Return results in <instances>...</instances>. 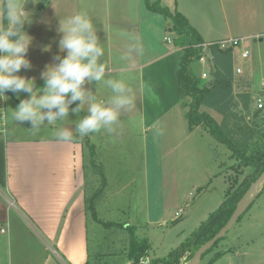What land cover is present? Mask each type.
Wrapping results in <instances>:
<instances>
[{
  "label": "crops",
  "instance_id": "1",
  "mask_svg": "<svg viewBox=\"0 0 264 264\" xmlns=\"http://www.w3.org/2000/svg\"><path fill=\"white\" fill-rule=\"evenodd\" d=\"M159 1L171 12L181 13L200 35L202 44L241 37L249 55L242 59L237 48L231 49L233 76H238L235 84H241L249 92L254 91V94L259 91L264 77V62L259 58L254 63L255 59L245 42L247 38H253L254 43L264 41V0ZM136 3L139 4L137 10L140 14L134 40L133 34L131 39L129 35L126 39H119L121 45L112 47L118 57H111L112 52L106 48L98 61L106 66L105 81L119 79L125 82L131 88L129 95L133 101L130 106L120 110L118 121L112 125L113 131L102 129L87 136L101 154L98 161L106 179L114 161V170L122 169L120 166L123 163L124 170L125 167L129 169L125 173L131 175L133 180L140 172L147 181L148 150H171L174 161L179 155L177 149L179 143L184 142V135L191 136L195 130L188 129L187 121L184 125L185 112L179 104L175 76L183 48L190 44L191 38L172 31L171 21L145 8V0H136ZM45 16L46 12L42 10L36 22L41 23ZM126 27L133 32V24ZM94 29L101 42L103 34L100 26L94 25ZM55 35L62 38L59 30ZM116 36L123 35L117 33ZM131 43L134 48L132 51ZM127 45L130 51L126 54H131L133 59L131 64L125 54ZM205 50L210 55L208 47ZM61 51L62 59L67 52ZM38 60L35 69L46 70L48 66L59 64L42 57L41 50ZM239 60L244 62L239 64ZM211 65L210 60L206 65L202 64L206 69L201 73L204 71L209 74ZM236 67L241 68L240 74L235 72ZM255 70L260 73L257 82L253 77ZM209 79L207 77L204 80ZM83 87L97 101H107L111 96V90L104 81H86ZM20 101L19 93H12L7 99L4 97L6 119L4 131L0 133V264H84L91 258L87 244L85 197L88 193L84 144L77 137L73 122L63 120L54 123V126L45 122L32 127L28 121H16L14 110ZM202 107L207 109L206 106ZM213 112L216 114L208 113L218 122L221 114L215 110ZM77 115L79 117L80 114ZM58 125L60 128L73 125L74 132L70 141L57 139ZM184 127H187V131ZM122 150L129 152L130 166H125V160L122 161ZM227 156L228 159L232 158L231 151ZM223 164V160L218 161L217 166L221 170L215 172L214 177L221 174L226 184L223 190L225 198L228 182ZM257 227V223L256 226L251 223L242 228L258 231ZM241 235V230L234 233L231 239L225 235L217 243L219 247L216 248V245L213 253L205 260L202 257L198 264H264V235L263 238L258 235L259 243L246 235V240L239 241ZM235 241L238 243H233ZM251 247L255 250H251ZM219 251L225 252L212 258ZM153 257L156 256L151 254Z\"/></svg>",
  "mask_w": 264,
  "mask_h": 264
},
{
  "label": "rangeland",
  "instance_id": "2",
  "mask_svg": "<svg viewBox=\"0 0 264 264\" xmlns=\"http://www.w3.org/2000/svg\"><path fill=\"white\" fill-rule=\"evenodd\" d=\"M120 1L121 2H119V0H32L31 8L24 11L28 21L31 22L25 25V31L32 37V43L27 53V58L30 60L31 67L29 69H21L19 75L34 79L37 89L44 86L45 81L42 80L41 74L46 70L39 68L35 69V64L39 61V51L41 50L42 57L45 56L53 63H59L61 59L60 54L62 52L61 49H59L61 48V37L55 35V33L59 30L60 22L78 13L86 14L93 25L98 24L100 26L102 31L101 35L103 34L101 42L99 40L100 45L103 47L104 51L108 48L112 52L111 57L114 55L118 57V55L115 54L116 51L114 48L119 47L121 45L119 39L123 37L126 39L128 37L127 35H129L131 39V35L133 34L132 39L134 40L136 34L134 30L136 28L138 14H140L137 10L139 4L136 3V0ZM24 2L25 0H18L22 8ZM5 3L6 0H0V10L3 9ZM145 8H147V6ZM42 10L46 12V16L41 23L38 24L36 20ZM132 24L133 32L129 31L127 27L125 28V26ZM117 33L123 36L118 37L116 36ZM55 42L56 45H54ZM245 43L250 49L253 59H255L254 63L261 58L264 62V41L254 43L253 38H247ZM113 46L114 48H112ZM130 48L131 51L132 49L134 50L132 43ZM129 51L127 45L125 54L129 53ZM62 55L64 56V54ZM126 55L128 56L129 64H131L133 62L131 54ZM207 62H209V60ZM237 62L242 64L244 61L239 60ZM251 65L252 61L250 63V66ZM205 69L206 67L197 62L192 64V70L197 75ZM39 76L40 78L37 79ZM259 76L260 73L258 70H255L253 77L256 82ZM236 77L238 78V76H234L233 97L241 93L240 91L246 90L241 84L236 86ZM10 94H12V92L5 93L6 99ZM29 95L30 94L27 93H19L21 100L28 98ZM110 95H112L111 91ZM250 95H254V91H252V93L250 92ZM234 98L236 99V97ZM186 100L187 98H185V101ZM79 103V101L74 102L70 105V109L75 108ZM240 106L241 102H238L237 108L235 107L234 111H238ZM249 106L247 110H242V112L244 113L245 123L252 125L253 121L258 120V118L256 116L253 117L254 109L252 103H250ZM186 108L183 107L182 110L185 112ZM201 110L212 112L214 115L216 114L208 107L205 109L201 106ZM79 114L78 117L77 114L70 111L69 118L64 120L65 122H73V125L78 124L79 119L87 114V107ZM183 121L185 125L186 120L184 119ZM221 121L222 116H220L218 122L220 123ZM30 123L31 122L28 121V124ZM259 123L258 127L262 129L264 127V120ZM59 129L60 126L58 125L57 130ZM184 129L187 131V127H184ZM188 129L195 130L191 136L184 135V142L178 145L179 149H177V152H179V155L176 160L174 157V161L172 160L171 150H148L147 181H145L142 176L143 174L141 175L140 172H138L139 174H137L136 178H134L135 180H133L131 175L125 173V171L129 169L125 167L124 170L123 163L122 167L119 165L122 169L119 171L116 169L114 170L113 165L116 164H114L113 161L111 163V169L108 170V185L103 194L95 201L94 213L99 219L132 225L139 238H147L150 249L139 259V263L137 264H141V260L145 261L147 256L151 258V254L156 257L166 256L171 250L185 242L188 237H190V235L219 208L224 200L223 190L226 184L223 182L221 174L214 177L215 172L221 170V168L217 166L218 161H224L222 167L224 174H226L228 186L232 184L235 188L240 181L245 177H250L253 173L252 168H242L238 164L239 162L236 158L228 159L227 155L229 151L227 148L206 133L203 127L195 126L192 128L188 127ZM75 132L77 133V137L79 136L84 144L85 137H81L78 130ZM200 135L202 137H200ZM90 143L92 142L90 141ZM121 154L122 161L125 160V166H130L131 157L129 156V152L122 150ZM84 156L88 193L86 196L88 197L95 188L99 186L101 181L100 174L97 172V167L100 165L98 160H100L101 154L95 149L96 169L90 164L88 146H84ZM263 185L264 184L259 185L257 195L254 198L255 200L251 204V207L248 208V212L246 211L249 215L245 212L246 215L240 217V222H236L228 233L225 234L228 239H231L232 235L239 230L242 231V238L239 241L246 240L245 235L251 239L254 238L253 241L255 243H259L257 242L258 235H261L259 238H263ZM227 195H229V193L226 194L225 197ZM179 210L180 216H175V212ZM87 216V244L89 245L88 251L91 257L96 252H100V250L102 252L108 248L112 250L116 247H121V244L124 246L127 245L125 242L128 240V234L124 229L104 227L94 219L91 211L87 213ZM249 223H255V226L257 223V228H259L260 231L256 229H249L248 231V228H242L243 226H249ZM233 243H238V241ZM98 245L101 247H98ZM218 247L219 245L217 244L216 248ZM54 248L56 247L54 246ZM255 248L251 247L250 249L255 250ZM212 251L213 250L205 254L202 260H205L211 255L213 253ZM88 261L93 263L92 258H89Z\"/></svg>",
  "mask_w": 264,
  "mask_h": 264
},
{
  "label": "trees",
  "instance_id": "3",
  "mask_svg": "<svg viewBox=\"0 0 264 264\" xmlns=\"http://www.w3.org/2000/svg\"><path fill=\"white\" fill-rule=\"evenodd\" d=\"M145 3L150 11L160 13L165 19L171 21L170 29L172 31L191 38L190 44L183 48L175 70L179 104L181 107H187L184 113L187 126L189 128L195 126L203 127L209 135L231 151L232 158H236L242 168L253 169L250 177H245L235 188L232 184L228 186L227 194L229 193V195L224 198L219 208L185 242L171 250L166 256L153 257L147 263L184 264L192 257L195 250L202 243L210 239L225 224L234 209V204L241 198L250 183L264 169V127L262 129L258 127L259 122L263 121L264 117L259 115V111L253 110V117L256 116L258 120H254L252 125L245 123L242 110H247L250 107L249 104L252 103V98L247 89L235 95L234 97L236 99L233 97L234 76L231 48H220L216 44H210L208 46L210 51L208 60L212 62L209 70L210 79L207 81L202 79L200 74L197 75L192 70V64L195 62L198 63L202 50L200 46H197L198 44H202L200 35L181 13L171 12L167 7L162 6L159 0H145ZM31 6L32 0H25L23 10H27ZM2 24L6 25V21L3 19V12ZM185 98H187L186 101ZM238 102H241L240 109L234 111L235 107L237 108ZM201 106H206L217 111L221 114L222 121L220 123L217 122L208 112L201 110ZM84 137V146H88L89 148L90 164L96 169L95 147L90 143L87 136ZM97 172L100 174L101 181L92 194L85 197L86 212L91 211L94 219L106 228L117 227L124 229L128 234V240L125 242L127 243L126 246L121 244V247H116L112 250L108 248L107 250L102 252L100 250V252L93 254L91 257L93 263H91L125 264L126 262H132L137 264L139 263V259L150 248L148 240L146 237L139 238L132 225L121 222L103 221L95 215V201L102 195L107 186V179L101 165H98ZM216 215L218 216L214 218ZM221 239L206 251L204 255L213 250ZM224 252H216L212 258H216ZM91 263L87 260L84 264Z\"/></svg>",
  "mask_w": 264,
  "mask_h": 264
},
{
  "label": "clouds",
  "instance_id": "4",
  "mask_svg": "<svg viewBox=\"0 0 264 264\" xmlns=\"http://www.w3.org/2000/svg\"><path fill=\"white\" fill-rule=\"evenodd\" d=\"M2 12L6 25L0 24V98L6 97V92L30 94L14 110V119L29 121L32 127L45 122L54 124L69 118L70 111L79 114L87 104V114L75 124V131L81 137L102 129L113 131L112 125L118 121L120 110L133 102L129 95L131 88L119 79L105 81L106 66L98 62L104 49L87 15L78 13L60 22V47L67 55L59 64L46 68L41 74L44 86L37 89L34 79L19 75L21 69L31 67L27 53L32 37L25 31V25L31 22L18 0H6ZM86 81H104L112 93L109 100L97 101L83 87ZM148 91L151 93L150 87ZM76 101L79 105L70 109ZM72 134V130L63 126L56 136L70 141Z\"/></svg>",
  "mask_w": 264,
  "mask_h": 264
},
{
  "label": "water",
  "instance_id": "5",
  "mask_svg": "<svg viewBox=\"0 0 264 264\" xmlns=\"http://www.w3.org/2000/svg\"><path fill=\"white\" fill-rule=\"evenodd\" d=\"M260 116L264 117V111L260 113ZM65 127L69 128L74 132L73 125H66ZM264 184V169L261 173L252 181L241 196V198L234 204V209L230 216L228 217L225 224L207 241L202 243L193 253L192 257L184 264H198L202 256L206 251H208L213 245L232 228V226L237 222L239 217H241L245 211L248 209L250 204L253 202L255 196L257 195V190L259 185ZM218 215L214 216L216 218Z\"/></svg>",
  "mask_w": 264,
  "mask_h": 264
},
{
  "label": "built area",
  "instance_id": "6",
  "mask_svg": "<svg viewBox=\"0 0 264 264\" xmlns=\"http://www.w3.org/2000/svg\"><path fill=\"white\" fill-rule=\"evenodd\" d=\"M2 10H0V24H2ZM210 44H216L220 48H231V49H238L239 50V57L242 59H245L249 55V50L243 47V39L241 37H234V38H229V39H222L219 41L211 42L209 44H198L197 46H200L202 48L198 63L199 64H207L208 61V55L206 52V47H208ZM235 72L237 74L241 73V68L236 67ZM200 77L202 79H206L208 77L207 72H202L200 74ZM252 105L253 109L259 112L264 111V77L262 78V81L259 86V91L254 94L252 97ZM5 119H6V109H5V102H4V97L0 98V133L4 131V126H5ZM175 216H180V210L175 212ZM141 264H147L149 263V258L146 257L145 261H140ZM128 264H134L132 262H129Z\"/></svg>",
  "mask_w": 264,
  "mask_h": 264
}]
</instances>
